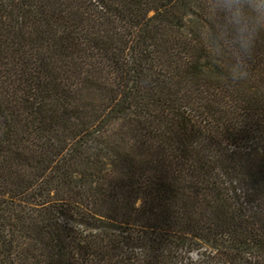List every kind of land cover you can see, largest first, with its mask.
Instances as JSON below:
<instances>
[{"label":"trees","instance_id":"16d2710c","mask_svg":"<svg viewBox=\"0 0 264 264\" xmlns=\"http://www.w3.org/2000/svg\"><path fill=\"white\" fill-rule=\"evenodd\" d=\"M202 14L0 0V264H264V33L233 82Z\"/></svg>","mask_w":264,"mask_h":264},{"label":"clouds","instance_id":"9594fccd","mask_svg":"<svg viewBox=\"0 0 264 264\" xmlns=\"http://www.w3.org/2000/svg\"><path fill=\"white\" fill-rule=\"evenodd\" d=\"M201 7L200 47L233 82L246 80L256 41L264 33V0H201Z\"/></svg>","mask_w":264,"mask_h":264},{"label":"rangeland","instance_id":"374dc122","mask_svg":"<svg viewBox=\"0 0 264 264\" xmlns=\"http://www.w3.org/2000/svg\"><path fill=\"white\" fill-rule=\"evenodd\" d=\"M2 127H3V120H1V124H0V137L2 135Z\"/></svg>","mask_w":264,"mask_h":264}]
</instances>
